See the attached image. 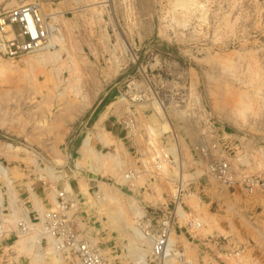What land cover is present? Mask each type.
I'll return each mask as SVG.
<instances>
[{"label": "rangeland", "instance_id": "374dc122", "mask_svg": "<svg viewBox=\"0 0 264 264\" xmlns=\"http://www.w3.org/2000/svg\"><path fill=\"white\" fill-rule=\"evenodd\" d=\"M30 3L56 16L62 42L44 48L58 51L46 62L0 53V164L12 180L0 173L11 230L0 264H39V250L43 264H82L19 233L24 212L57 209L63 190L70 222L109 264H136L138 247L149 256L133 228L177 206L174 235L196 264H264V189L240 182L264 176V0H196L187 14L175 0H0V10ZM88 137L95 152L83 155ZM220 160L233 184L210 174Z\"/></svg>", "mask_w": 264, "mask_h": 264}, {"label": "built area", "instance_id": "2783aa9c", "mask_svg": "<svg viewBox=\"0 0 264 264\" xmlns=\"http://www.w3.org/2000/svg\"><path fill=\"white\" fill-rule=\"evenodd\" d=\"M54 18L52 13L45 11L38 3L3 8L0 10V53L15 58L50 47L51 37L57 31ZM199 145L203 150V144L199 143ZM167 153L164 152L163 155L166 157ZM162 162L161 158L157 161L158 164ZM231 169L227 160L214 161L209 166V172L215 179L233 184L235 180L232 178ZM240 182L249 192L257 188L264 189V176L261 175L245 176ZM66 191L59 193L58 208L46 210L42 217L38 215L33 220L28 212H24L18 220L19 233L22 235L35 233L32 243L38 247L42 248L46 243L55 252H71L82 264H109V260L102 252L94 247L87 236L79 233L67 217ZM9 211L15 212V208ZM178 211L177 206L172 215L159 222L157 227L151 224L150 218V223H138V233L143 238L151 240V251L149 256L137 257L136 264H176L177 262L178 264H196L188 258V249L184 244H180L174 235V219L179 217ZM12 212L10 216L13 215ZM190 222L197 227L201 226L195 218ZM6 224H9V221L4 215L3 203L0 201V237L11 231L5 229Z\"/></svg>", "mask_w": 264, "mask_h": 264}, {"label": "bare ground", "instance_id": "6f19581e", "mask_svg": "<svg viewBox=\"0 0 264 264\" xmlns=\"http://www.w3.org/2000/svg\"><path fill=\"white\" fill-rule=\"evenodd\" d=\"M176 1V5H178V7L180 6L181 8H182V10H184L185 11V13L187 12V11H189V6L190 5H192V4H194V3H196V0H175ZM201 5V4H200ZM183 11V12H184ZM183 12H181L182 14H184ZM187 14V13H186ZM56 17V16H55ZM187 18V17H186ZM185 21H187L186 19H185ZM184 24V23H183ZM62 35H60V36H57L56 34H54L52 37H51V46L52 45H54L55 43H57V42H62V37H61ZM57 45V44H56ZM37 51H40V55H39V60L41 61V62H46L47 60H49V59H54V58H57V50H55V51H51L50 49L48 50V51H44V49H40V50H37ZM120 96H121V94H120ZM122 98V97H121ZM163 124V123H162ZM165 125H163V126H161L160 128H157V127H154L153 126V124L152 125H149L148 127H149V129H150V134L152 135V136H154V135H158L159 133H161L162 131H164V129L167 127V124L166 123H164ZM129 126V125H128ZM99 137V139L100 140H103V141H107L106 139H105V137L103 136V135H99L98 136ZM82 148H83V155H85V154H88V153H92V152H95V149L92 147V145H91V140H90V137H88V138H86L85 140H84V142H83V144H82ZM97 153V152H96ZM103 156H105L107 159H112V160H114L113 162H115V165L117 166V168H118V170L119 171H121L122 170V168L124 167V162L121 160V158H120V156L118 155V154H107V155H101V156H99L98 155V153L94 156V157H96V162L97 161H99L100 159H102L103 158ZM103 160H104V158H103ZM154 160V159H153ZM100 162V161H99ZM155 162V161H154ZM77 164H79V163H77ZM96 164V163H95ZM93 165V169L95 170V171H98L97 169L98 168H95L96 167V165ZM99 164V163H98ZM158 164V163H157ZM79 166H81V165H79ZM158 166H160V170H163V169H166V165H165V163H162V165L161 164H158ZM117 170V169H116ZM180 172V171H179ZM0 173L4 176V177H6L7 179H8V184L10 185V184H12V180L9 178V176L7 175L8 174V169L5 167V166H3L2 164H0ZM181 175H180V186H183L184 184H185V178H186V174H183V172H181L180 173ZM2 176V177H3ZM128 177L129 176H127V175H124L122 178L124 179V180H126V179H128ZM134 179V178H133ZM12 186V185H11ZM99 186H100V191L103 193V195H105V198L107 197V195L108 196H110V195H112V193L114 192V189L111 191V189L110 188H107L106 187V184L104 183V182H99ZM69 187V186H68ZM66 189V188H65ZM174 191H176L175 189H174ZM178 191V190H177ZM1 192V191H0ZM14 193V192H13ZM13 193H10V194H12L13 195ZM115 193V192H114ZM116 194V193H115ZM120 194V193H119ZM122 194V193H121ZM176 195H179V193L178 192H176ZM0 196H1V194H0ZM11 196V195H10ZM14 197H15V193H14V195H13ZM113 196V195H112ZM117 196H119L118 194H117ZM190 196H192V195H190ZM14 197H12V198H14ZM118 198H120V197H118ZM133 198V197H132ZM129 199V198H128ZM119 203V202H118ZM131 203H133V202H131ZM57 204V203H56ZM38 205V204H37ZM41 207V206H40ZM43 207V206H42ZM122 207L120 206L119 207V209H121ZM44 209V208H43ZM118 209V208H117ZM119 209H118V211H119ZM132 209V208H131ZM178 209L180 210V211H182L183 212V208L181 207H178ZM137 210V209H136ZM136 210H135V212H136ZM40 211V210H39ZM121 211H122V209H121ZM42 215V214H41ZM122 215V214H121ZM182 215V214H181ZM183 217V216H182ZM118 218H121V217H118ZM125 218V217H124ZM115 222H116V220H115ZM16 223V222H15ZM133 230H134V234H135V237L137 238V239H139L140 241H141V244L143 245L144 243L147 245V246H150V244H151V240L149 239V238H143L139 233H138V231H137V228L136 227H134L133 228ZM1 235V234H0ZM29 237V236H28ZM30 238V237H29ZM26 239H28L27 237H25V239L23 240V238H22V241H26ZM33 239H34V237L32 238V239H30L31 240V242H33ZM145 239V240H144ZM21 241V242H22ZM19 240H18V243H21ZM23 243V242H22ZM33 244L34 243H32V244H29L28 245V247H32L33 246ZM16 245V244H15ZM18 247V246H17ZM16 247V248H17ZM24 246H22V250L24 249L23 248ZM26 247V246H25ZM138 247V246H137ZM13 248V247H12ZM145 247H138V257L140 258L141 256L142 257H144L145 255H146V249H144ZM55 252V251H54ZM140 252V253H139ZM34 253V252H33ZM56 254H57V256H59V254H58V252H55ZM34 255V254H33ZM61 260V259H60ZM36 261L39 263V264H43L44 262H45V259H44V253H43V251H41V250H39L37 253H36Z\"/></svg>", "mask_w": 264, "mask_h": 264}, {"label": "crops", "instance_id": "0c3cea01", "mask_svg": "<svg viewBox=\"0 0 264 264\" xmlns=\"http://www.w3.org/2000/svg\"><path fill=\"white\" fill-rule=\"evenodd\" d=\"M205 248V247H210L211 249H214L215 248V246H214V244H212V243H209V242H207V241H201V244H198V248H199V250L201 249V248Z\"/></svg>", "mask_w": 264, "mask_h": 264}]
</instances>
